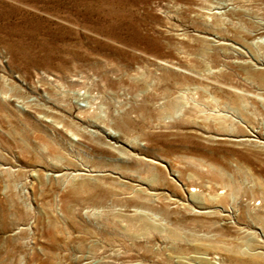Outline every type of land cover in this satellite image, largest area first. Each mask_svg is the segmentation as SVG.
I'll return each mask as SVG.
<instances>
[{"label":"rangeland","instance_id":"rangeland-1","mask_svg":"<svg viewBox=\"0 0 264 264\" xmlns=\"http://www.w3.org/2000/svg\"><path fill=\"white\" fill-rule=\"evenodd\" d=\"M0 264H264V0H0Z\"/></svg>","mask_w":264,"mask_h":264},{"label":"bare ground","instance_id":"bare-ground-1","mask_svg":"<svg viewBox=\"0 0 264 264\" xmlns=\"http://www.w3.org/2000/svg\"><path fill=\"white\" fill-rule=\"evenodd\" d=\"M171 106V105H170ZM176 106V105H175ZM126 121V123H128L129 122V120H125ZM137 162H139V161H137ZM153 176H152V182H153ZM213 248H218V246H212ZM218 251H222L223 250V248H218L217 249ZM236 250V249H235ZM234 249H231V252H233V253H235L236 251H235ZM235 255H236V253H235ZM225 259H227L229 262H231V261H237V259L236 258H234V256H232V255H226L225 256ZM256 261H258V259L256 258L255 259ZM245 262H248L247 260H245Z\"/></svg>","mask_w":264,"mask_h":264}]
</instances>
